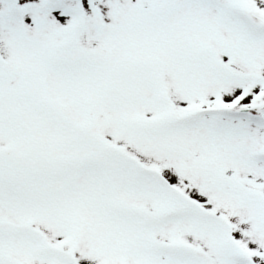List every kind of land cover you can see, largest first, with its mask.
I'll return each mask as SVG.
<instances>
[{"label": "snow or ice", "instance_id": "1", "mask_svg": "<svg viewBox=\"0 0 264 264\" xmlns=\"http://www.w3.org/2000/svg\"><path fill=\"white\" fill-rule=\"evenodd\" d=\"M0 264H264V0H0Z\"/></svg>", "mask_w": 264, "mask_h": 264}]
</instances>
